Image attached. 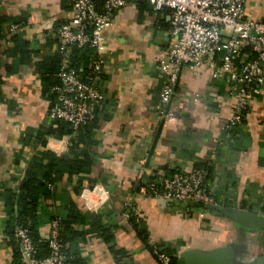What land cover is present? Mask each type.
Returning <instances> with one entry per match:
<instances>
[{
    "label": "crops",
    "instance_id": "obj_1",
    "mask_svg": "<svg viewBox=\"0 0 264 264\" xmlns=\"http://www.w3.org/2000/svg\"><path fill=\"white\" fill-rule=\"evenodd\" d=\"M245 11L264 21V0H249ZM72 15L71 0H0V264L23 263L10 232L7 190L16 189L31 158L47 150L92 160L89 173L65 172L51 186L52 196L40 201L45 241L53 217L77 216L67 246L78 264H160L151 250L159 242L175 247L178 257L233 244L245 260L264 259V228H239L228 216L180 209L137 188L143 168L152 176L208 168L206 187L220 205L264 214V84L243 122L227 127L236 104L227 79L213 77L206 66L184 65L167 104L177 118L164 120L157 62L172 43L169 14L128 0L104 32L99 84L105 100L95 119L84 132L46 139L39 132L51 122L61 55L55 33ZM14 19L22 26L10 35ZM129 210L139 213L140 223L131 222Z\"/></svg>",
    "mask_w": 264,
    "mask_h": 264
},
{
    "label": "built area",
    "instance_id": "obj_2",
    "mask_svg": "<svg viewBox=\"0 0 264 264\" xmlns=\"http://www.w3.org/2000/svg\"><path fill=\"white\" fill-rule=\"evenodd\" d=\"M128 0H71L73 15L64 21L55 37L62 63L58 82L52 87L48 110L50 121L70 123L80 128L105 100L100 88L105 57V29ZM156 12L169 14L171 45L160 55L158 69L163 74L160 117L174 121L177 113L167 109L175 92L179 72L186 65L191 69L206 66L215 78L225 77L236 104L228 117L227 127L241 124L252 99L262 92L264 84V21L246 15L249 0H145ZM22 23H12L9 34L16 33ZM92 47L96 53L86 78L70 63L74 47ZM207 168L175 171L170 175L152 176L145 168L137 177L138 192L164 201H195L220 204L206 187ZM108 193V190H105ZM127 205H131L128 203ZM133 215L139 217L134 210ZM130 218L132 213L126 212ZM60 218L51 221L48 256H36V245L27 227L16 229L23 264H70L62 248ZM160 264H174L170 253L154 243L153 252Z\"/></svg>",
    "mask_w": 264,
    "mask_h": 264
},
{
    "label": "trees",
    "instance_id": "obj_3",
    "mask_svg": "<svg viewBox=\"0 0 264 264\" xmlns=\"http://www.w3.org/2000/svg\"><path fill=\"white\" fill-rule=\"evenodd\" d=\"M6 19H3V21ZM15 20V19H14ZM22 20H15L13 23H21ZM9 35V34H8ZM16 36H11L14 39ZM95 55V50L90 46L84 47H74L72 48V54L70 55V63L75 67L78 73L86 78L87 72L89 70V65L91 60ZM62 63V55H60V60L58 61L57 74ZM55 69V68H54ZM54 72V71H53ZM102 77V76H101ZM58 82L56 79L53 86ZM52 86V87H53ZM53 95V94H52ZM96 112L84 125L78 129H74L70 123L64 121H51L49 124L45 125V129L39 132V136L45 134L48 138L55 136H62L64 134H79L86 131L88 124L95 119ZM43 141H47V140ZM42 141V142H43ZM92 169V160L90 157H73V158H61L51 151H45L42 155H35L28 162L24 175L19 182L18 187L8 189L7 202L10 204L12 214H11V234L14 240L17 242L21 261L22 253L20 244L16 238V229L20 226L27 227L30 231L35 245H36V256L39 258L46 257L50 254L51 249L48 244V240H43L39 234V209L40 201L48 199L52 196L51 186L57 181L65 172L69 175H74L78 173H89ZM208 169V168H207ZM209 171V169H208ZM264 212V206H263ZM130 217L131 222L134 225L140 223V217L133 215V211ZM58 217V216H56ZM56 217H53L56 218ZM60 218V237L63 240L64 246L62 251L69 261L70 264H78L76 259H71L69 257V245L70 239L68 230H72V225L77 221V216L75 214L68 216L67 218ZM52 219V220H53ZM144 240L149 241L148 238ZM156 245L161 249L171 254L174 264H177L178 253L177 249L172 245H167L165 243H156ZM154 244H151V250L153 252ZM22 263V262H21ZM23 264V263H22Z\"/></svg>",
    "mask_w": 264,
    "mask_h": 264
},
{
    "label": "water",
    "instance_id": "obj_4",
    "mask_svg": "<svg viewBox=\"0 0 264 264\" xmlns=\"http://www.w3.org/2000/svg\"><path fill=\"white\" fill-rule=\"evenodd\" d=\"M144 2L145 0H139ZM148 5L153 8L151 1H147ZM164 121L162 122L163 125ZM155 139V142L157 141ZM148 156V161L151 159L154 147ZM171 205L185 207L191 211H201L204 213L211 212L222 216H228L239 228L244 229H262L264 228V214L252 210L238 209L235 207L223 206L220 204H207L199 200L195 201H169ZM177 264H264L262 257L248 261L242 258L241 253H237L233 244L217 247L210 250L189 249L182 252Z\"/></svg>",
    "mask_w": 264,
    "mask_h": 264
},
{
    "label": "rangeland",
    "instance_id": "obj_5",
    "mask_svg": "<svg viewBox=\"0 0 264 264\" xmlns=\"http://www.w3.org/2000/svg\"><path fill=\"white\" fill-rule=\"evenodd\" d=\"M177 207H179V206H177ZM180 209H182V208H185V207H179Z\"/></svg>",
    "mask_w": 264,
    "mask_h": 264
}]
</instances>
